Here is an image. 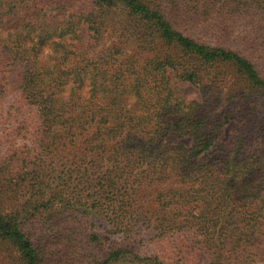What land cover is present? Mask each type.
<instances>
[{
	"label": "trees",
	"instance_id": "trees-1",
	"mask_svg": "<svg viewBox=\"0 0 264 264\" xmlns=\"http://www.w3.org/2000/svg\"><path fill=\"white\" fill-rule=\"evenodd\" d=\"M261 68L264 0H0V109L18 142L0 151V264H264V147L245 151L264 135ZM49 154L97 173L117 241L58 236L69 210L44 191Z\"/></svg>",
	"mask_w": 264,
	"mask_h": 264
},
{
	"label": "rangeland",
	"instance_id": "rangeland-1",
	"mask_svg": "<svg viewBox=\"0 0 264 264\" xmlns=\"http://www.w3.org/2000/svg\"><path fill=\"white\" fill-rule=\"evenodd\" d=\"M45 2H58V3H70L72 0H43ZM122 18L120 16L116 17V23ZM181 31L185 34L200 38L203 41L216 44V39L213 36L208 35V33L198 31L195 28L184 27L181 28ZM81 34L84 39L88 38L89 33L86 30V27L81 28ZM47 52H45L46 54ZM264 72V69H260ZM178 86L181 88L182 95L186 98L187 101L199 100L198 90L190 85L187 82H180ZM10 108V103H5L0 109V151L3 152L9 147L12 143H17L12 141L4 134L10 131L12 123L7 118H2L5 112ZM236 136V130L234 123L226 125L219 137V141L227 147H231ZM264 147V135L258 138H252L249 142V145L246 148V152L253 150L255 148ZM39 174L43 182L44 191L48 196V193L54 190H60L62 196H66L68 203L66 204L67 212H63L60 209L59 213L53 216V221L60 224L58 230V236L63 237V233H67L70 238L74 237L75 233L79 241H84L82 238L88 236L91 233H96L102 238L103 244L112 243L117 241L120 237V233L117 231H111L110 220L112 219L111 209L114 206V203H111V200L104 199L101 196V188L97 186L95 180H97V173L94 172L87 161L85 162H76L73 159L62 160L55 156L54 154H49L45 157L41 165L39 166ZM92 180V182H91ZM117 188L123 191V188L118 183ZM129 189V187H127ZM130 191L128 190V194ZM32 196L30 191L26 189L23 190L19 195V204H22L24 201L29 199ZM53 208H61V205L58 203V200H55ZM54 211V210H53ZM46 220L43 218L41 222L37 225H33V228L42 229L46 228L47 224L44 225ZM63 233H62V232ZM71 233V234H69ZM137 242L141 246V251H144L145 246L148 243V240L151 236L149 229L140 228L138 233H136ZM77 241H75L76 243ZM62 253L69 254V249L71 243L61 241ZM65 245V246H64ZM76 248L82 244L76 243ZM75 247L73 248V250ZM76 251V250H75ZM140 254V253H139ZM74 256L71 259V262L74 258H79L80 260H86L85 255ZM133 257H123L117 260L113 264H138L142 259Z\"/></svg>",
	"mask_w": 264,
	"mask_h": 264
}]
</instances>
